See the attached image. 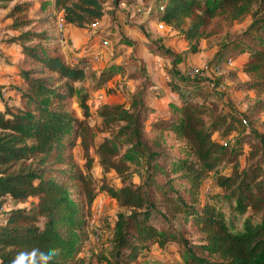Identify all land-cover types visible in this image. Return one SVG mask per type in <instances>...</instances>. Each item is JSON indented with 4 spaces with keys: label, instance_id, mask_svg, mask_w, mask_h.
Segmentation results:
<instances>
[{
    "label": "trees",
    "instance_id": "obj_1",
    "mask_svg": "<svg viewBox=\"0 0 264 264\" xmlns=\"http://www.w3.org/2000/svg\"><path fill=\"white\" fill-rule=\"evenodd\" d=\"M106 1L39 0L40 9L42 12L48 9L47 14L39 19L27 16L13 22L14 26H28L39 20L43 28L39 32L26 30L14 39L21 42V53L27 55L29 65H36L21 70L14 68L13 77L23 83L13 88L22 104L5 103L0 108V199L9 197L22 203L33 199L34 202L5 214L0 225V264H12L14 259L17 264H93L80 255L86 238L83 227L87 223L81 195H85L90 205L95 192L90 174L74 170L73 148L79 141L87 163L90 162L89 148L95 127L108 133L96 148L98 163L105 172L115 170L121 179L120 187L102 185L101 190L126 208L117 213L112 259L106 258L105 264H121L122 260L135 262L148 243L163 246L175 239L173 221L176 219L181 225L190 221L201 233L196 247L205 257H196L198 264H264V176L258 164L263 156L236 175L220 174L216 165L223 151L212 137L215 124L212 121L209 126L205 125L200 106L192 102L188 88L182 85L180 79L184 74L178 69L180 60L175 53L159 44L157 55L172 63V74L166 83L174 95L169 97V114L149 106L146 89H152L153 83L133 93L128 107L102 105L98 109L101 126L88 122L86 94L80 96L83 117L79 118L71 109L77 90L74 84L87 77L86 63L81 58L71 63L59 54L57 33L46 25L55 23L58 31L61 18L64 27L90 29L107 12ZM121 1L113 0L114 6ZM153 2L154 8L158 4V21L177 30L191 45L192 52L197 51L201 39L215 33L207 31L212 21L232 24L250 18L244 31L216 55L221 56L228 48L246 54L248 62L244 71L255 75L247 85L264 90V0ZM19 7L17 4L14 8ZM144 7L151 14L148 6ZM35 38L39 44H25ZM46 40L52 42L48 48L40 44ZM152 90L157 97L163 95L158 89ZM172 137L185 147L181 157L163 152L166 149L163 139ZM122 146L126 149L121 153ZM129 151L145 156L147 167L156 161L169 163L171 171L177 173L176 180H185L188 184L180 191L166 184L154 186L149 180L136 184L128 178L125 154ZM67 163L70 168L63 167ZM208 171L216 173L226 196L235 198L238 211L243 212L246 207L261 211L260 220L246 219L241 231L232 230L222 209L199 198L200 185ZM155 194L160 200H155ZM179 238L185 242L182 235Z\"/></svg>",
    "mask_w": 264,
    "mask_h": 264
},
{
    "label": "rangeland",
    "instance_id": "obj_2",
    "mask_svg": "<svg viewBox=\"0 0 264 264\" xmlns=\"http://www.w3.org/2000/svg\"><path fill=\"white\" fill-rule=\"evenodd\" d=\"M17 4H20V7L14 8ZM110 5L108 4L109 7ZM117 7L115 9L118 11L112 9L114 14H107L96 27L77 29L70 26L67 30L64 27L63 37L58 34L55 23L46 25L57 33L58 40H64V43H61L63 40L58 43L62 45L60 50L64 49L68 62L72 63L81 58L86 63V79L74 84L77 90L70 107L75 115L83 117L80 96L86 94L90 113L88 122L101 126L98 109L102 105L130 103L132 93L124 90L127 83L133 91L152 83L162 87L166 85L172 74V63L170 59L157 55L160 44L179 57L178 69L184 74L183 79H179L183 81L182 85L188 88L192 102L200 106L205 125L209 126L212 121L215 124L216 130L212 137L222 146L223 151V157L216 165L220 174L236 175L263 156L258 164L260 174L264 176V90L247 85L255 75L244 71L248 62L246 54L236 53L228 48L221 56L216 55L218 51L224 50V46L229 44L234 36L244 31L250 18L232 24L212 21L207 31L215 33L200 40L197 51L192 52L191 45L181 38L177 30L166 26L159 27L158 4L155 8H150L151 14H148L145 24L142 23L141 26V23L134 21L135 15L139 13V6L126 8L119 4ZM47 12L48 9L42 12L39 0H0V108L5 103L13 106L22 104L19 93L13 89L23 86L22 81L7 77L2 72L3 67H11L13 72V68L21 70L36 65H29L27 55L21 53V42L14 39L26 30L39 32L43 28L39 25V20L28 26H14L13 22L27 16L39 19ZM103 37L109 40L108 47L101 44ZM30 43L39 44V40L35 38L25 44ZM40 44L48 48L52 42L46 40ZM95 55L97 59L94 58ZM94 129V140L89 148L90 162L87 163L88 159L79 141L73 148V168L76 172L90 174L95 192L90 205L86 202L85 195H81L87 223L83 227L86 238L80 255L90 259L93 264H105L106 258L112 259L117 213L126 211V208L120 207L116 199L101 190L102 185L120 187L121 179L115 170L105 172L102 166L96 163V148L108 133L100 132L97 127ZM225 138L229 141L228 146L221 143ZM179 143L173 137L164 138L165 146L161 143V146L166 148L163 150L164 154L167 155L168 152L181 157L185 154V147ZM154 147L157 149V145ZM125 149L126 146H122L121 153ZM125 160L129 165L128 178L136 184L149 180L154 186L166 184L178 188L179 191L182 186L188 184V181L176 180L177 173L171 171L169 163L164 165L161 161H156L147 167L145 156L132 151L125 154ZM69 166L68 163L63 165L64 168ZM216 176L214 171L206 173L200 185L199 198L222 209L234 231H241L246 219L258 222L261 211L251 207H246L243 212L238 211L235 208V198L229 199L226 196V191L218 184ZM76 197L74 195V198ZM155 200H160V196L155 194ZM33 202V199L26 203L15 202L9 197L0 199V225L3 224L7 212L14 208L29 207ZM173 231L177 236L175 239L163 246L148 243V247L143 248L135 262L122 260L121 264H198L195 258L205 257L196 247L200 244L201 233L190 221L181 225L177 219L173 221ZM179 235L185 238V242L181 241Z\"/></svg>",
    "mask_w": 264,
    "mask_h": 264
},
{
    "label": "crops",
    "instance_id": "obj_3",
    "mask_svg": "<svg viewBox=\"0 0 264 264\" xmlns=\"http://www.w3.org/2000/svg\"><path fill=\"white\" fill-rule=\"evenodd\" d=\"M108 4H111L110 5V7L108 6ZM120 6L121 5H124L126 8H130L131 6H133V5H135V6H139V13L137 14V15H135V19H134V21L135 22H139V23H141L140 25H142V23H144L145 24V22H146V20H147V16H148V14L149 13H147V11H144V6H148V10H150V8H152V7H154V2H153V0H132V1H130V3H129V1H126V0H123V1H121L120 3ZM118 4V5H119ZM107 5V6H106ZM117 5V6H118ZM117 6H114V4H113V0H107L105 3H104V8L107 10V12L105 13V15L101 18V20L102 19H104L105 17H107L108 15L107 14H114L113 13V10L112 9H115V8H118ZM116 11H118L117 9H115ZM143 24V25H144ZM68 27H70V25H67L66 27H65V29L67 30V28ZM73 27V26H72ZM75 28V27H74ZM77 29H79V28H77ZM181 35V34H180ZM145 36V35H144ZM144 38V37H143ZM181 38H182V36H181ZM183 39V38H182ZM203 39H207V38H203ZM60 40H63L62 38H60L59 40H57V46H58V52H59V54H61L65 59H67L66 58V56H65V52L63 51L64 49H62V51L60 50V47L61 48H63L62 47V45H59V43H58V41H60ZM184 40V39H183ZM202 40V39H201ZM61 42V41H60ZM187 42V41H186ZM61 43H64V40H63V42H61ZM188 43V42H187ZM228 58H225V60H227ZM4 68V70L2 71L4 74H6L7 75V77H10V78H14L13 77V72H11L12 71V69H11V67H3ZM11 69V70H10ZM13 70H14V68H13ZM181 70V69H180ZM15 80H16V78H14ZM153 88H155V89H158L160 92L159 93H161V94H163L161 97H157V96H155L154 95V93H153ZM152 89H151V87L147 90V92L149 93V98L147 99V102H148V104H149V106H151L153 109H155V110H157V111H159V112H163V113H166V114H169V109H168V102H169V97L170 96H174L173 95V92L170 90V88L168 87V86H166V85H164L163 87L162 86H159V85H156L155 84V86L154 87H152ZM124 90H126V91H130L132 94L133 93H135V92H137V90H131L130 89V87H129V85H128V83L124 86ZM131 94V95H132ZM128 103L125 105L126 107H128ZM96 163L98 164V157H97V161H96Z\"/></svg>",
    "mask_w": 264,
    "mask_h": 264
},
{
    "label": "built area",
    "instance_id": "obj_4",
    "mask_svg": "<svg viewBox=\"0 0 264 264\" xmlns=\"http://www.w3.org/2000/svg\"><path fill=\"white\" fill-rule=\"evenodd\" d=\"M97 25H99V21H95L91 26L92 27H96ZM164 25L162 22H159V27L162 28ZM63 33H64V26L62 24V19L59 18L58 20V34L63 37ZM101 44L103 45V47H108L109 45V40L106 37L101 38ZM95 59H97V56H94ZM227 61L230 63L231 60L227 59ZM218 70V67L216 68ZM221 143L223 144V146H228L229 142L228 140L224 139L221 141ZM1 209V208H0Z\"/></svg>",
    "mask_w": 264,
    "mask_h": 264
},
{
    "label": "clouds",
    "instance_id": "obj_5",
    "mask_svg": "<svg viewBox=\"0 0 264 264\" xmlns=\"http://www.w3.org/2000/svg\"><path fill=\"white\" fill-rule=\"evenodd\" d=\"M56 253H53V255H55ZM12 264H17V261L14 259L13 261H12Z\"/></svg>",
    "mask_w": 264,
    "mask_h": 264
}]
</instances>
